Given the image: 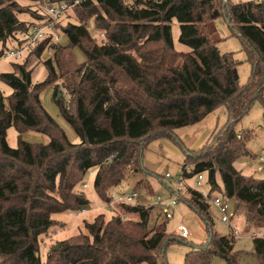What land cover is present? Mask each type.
Returning a JSON list of instances; mask_svg holds the SVG:
<instances>
[{
  "label": "trees",
  "instance_id": "obj_1",
  "mask_svg": "<svg viewBox=\"0 0 264 264\" xmlns=\"http://www.w3.org/2000/svg\"><path fill=\"white\" fill-rule=\"evenodd\" d=\"M31 1L36 6L37 0ZM20 13L29 19H19ZM44 19L31 5L0 0V55L20 46L21 32ZM173 19L179 23L178 41L189 51L175 49ZM219 20L250 55L252 73L245 85H239L233 53H220L216 46ZM58 29L65 45L47 37L10 62L11 71L0 73L11 88L8 96L0 90V264H164L159 255L165 246L185 238L167 232L168 219L158 221L159 209L151 223L153 205H122L125 214L139 218L97 214L84 221L86 233L56 241L59 247L48 248L45 259L41 248L52 214L89 206L76 188L87 172L95 171L93 190L106 201L130 173L143 170L147 142L173 137V130L200 123L220 105L227 107L226 123L210 142L187 150L181 173L184 180L203 174L206 191L232 201V217L243 218L245 231H264V177L246 175L234 165L252 136L234 124L254 100L264 103V0H84L64 14ZM75 47L83 62H76ZM39 63L46 74L35 83ZM50 84L78 143L42 106L39 94ZM11 126L18 132L14 148L6 141ZM27 130L46 134L49 141H24L20 134ZM179 202L201 217L207 234L205 243L185 253L183 264H210L214 256L224 264H242L243 255L264 264V236L250 235L251 249H236L239 236L213 229V207L196 188L187 184Z\"/></svg>",
  "mask_w": 264,
  "mask_h": 264
},
{
  "label": "rangeland",
  "instance_id": "obj_2",
  "mask_svg": "<svg viewBox=\"0 0 264 264\" xmlns=\"http://www.w3.org/2000/svg\"><path fill=\"white\" fill-rule=\"evenodd\" d=\"M251 0H230V2H246ZM259 1V0H258ZM21 4L31 5L32 9H36L35 4L31 0H18ZM21 20H28L29 16L26 13H20L18 15ZM171 34L174 43V47L177 51H189V47L181 44L178 41L179 36V23L175 19L171 21ZM219 29L215 34L217 40L216 46L220 53H233L234 57L238 61L237 71L239 77V85H245L251 78L252 65L253 63L249 59V53L243 45L242 40L231 34V30L228 24L224 20L218 21ZM100 37V36H99ZM98 39V36H97ZM61 44H66V39L62 36ZM7 46H12L10 41L7 42ZM50 54L46 52L44 57ZM73 56L76 62L80 63L85 60L84 54L78 49L73 48ZM9 60H0V73L9 72L12 70ZM17 62V61H13ZM46 74L45 66L39 63L33 70L32 81L40 82L44 79ZM55 84H50L45 86L39 94L42 106L51 115V117L59 124V126L65 132L67 138L73 142L78 143L80 138L75 133L71 125L62 117L59 109L54 101V86ZM0 90L5 96L11 93V88L0 79ZM63 98L66 100L67 96L65 93L62 94ZM264 100V92H263ZM228 119L227 107L225 105H220L212 113L207 115L203 121L189 126L179 127L173 130V137H163L155 138L147 142L143 148L142 153V164L144 166L143 170L138 172L130 173L129 178L125 181L124 186L133 188L135 183L141 180L139 187L136 189L141 197L147 194H160L163 197L169 195L168 190L164 187L163 183L169 186L173 184L168 181L165 177L166 173L171 174L173 177L180 174L182 165L184 163V158L186 156L187 150H195L202 147L207 142L212 139V134L216 132L223 124L226 123ZM235 130H249L252 131V136L246 142L247 153L239 157L234 165L237 169H240L246 175H253L255 177H264V165L259 162L256 158L261 156L264 159V103L260 99L254 100L248 111L234 124ZM20 138L27 142H41L47 143L49 137L46 134L34 130H27L20 134ZM18 140V132L11 126L6 131V141L10 147H16ZM214 144L211 143L209 148H212ZM189 166H186L188 169ZM95 171L92 169L87 172L83 178V182L76 186L77 189L82 190L87 196L90 204L88 210L83 213L77 212H61L52 214L53 225L49 229L48 236L44 237V245L41 248V258H46V251L51 248L56 241L66 239L72 235L78 233H86L87 230L84 225V221H92L97 214L103 213L105 218L108 219L111 214L106 208H100L96 210V204L102 205L105 201H100L93 190V179ZM186 185L193 186V179L188 178L184 180ZM86 183V186L83 184ZM219 183L220 179H219ZM185 185V186H186ZM124 186H120L123 188ZM194 187V186H193ZM205 188V187H204ZM206 190V189H205ZM148 201L145 199L142 203L146 204ZM229 205H232V201H228ZM182 202H179L174 209V215L172 218L166 221V229L168 233L178 234L177 225L183 223L186 225L190 232V236L185 238V240L175 241L168 243L163 253L159 255V262L164 264H183V259L185 253L192 247L196 245L203 244L207 241V234L205 232V225L203 220L195 212L191 211L186 207H183ZM179 208L184 209L181 214L179 213ZM232 208V207H231ZM159 208L154 206L150 212L151 223L155 221L156 212ZM160 211V210H159ZM161 213V211H160ZM214 217L213 229L221 234L227 235L232 231V228L220 221L216 210L212 211ZM123 215L124 219L127 216L133 218H139L137 214H125L121 206H118V214ZM165 217L163 214L160 215L158 221L163 220ZM231 225L239 232L240 236L236 240V249H251V230L245 231V223L241 216H234L230 220ZM154 224V223H153ZM252 236V235H251ZM180 240V239H179ZM210 264H224L223 260L218 256H214ZM242 264H256L254 259L249 255H243Z\"/></svg>",
  "mask_w": 264,
  "mask_h": 264
},
{
  "label": "built area",
  "instance_id": "obj_3",
  "mask_svg": "<svg viewBox=\"0 0 264 264\" xmlns=\"http://www.w3.org/2000/svg\"><path fill=\"white\" fill-rule=\"evenodd\" d=\"M84 0H72L70 2L59 1L52 2L50 0H37L36 9L43 14L44 20L41 22H36L30 25L27 29L23 30L20 34L22 44L17 47H12L6 50L0 55V60H9V61H18L21 60L26 53L32 50L40 41L44 40L47 37L52 39V42L61 44L62 35L58 29V24L64 14L74 5L79 4ZM259 162H262L264 165V159L259 156L256 158ZM165 177L173 185L168 196L163 197L160 194H145L141 197L140 193L134 189L129 188L127 191L121 190H111L108 195V199L103 202L102 205H99L100 208H106L111 214H118V206L121 205H144L142 203L145 199L148 201L146 204L157 206L161 213L166 219L173 217L174 209L178 205V198L180 194L184 191L186 183L184 182V177L182 173L173 177L171 174L166 173ZM87 184L84 183L83 186ZM193 186L196 188L203 199L210 202L221 222L228 224L235 236H240L239 232L231 225L230 220L232 219V210L227 200H225L221 195L218 194H209L203 184V174L199 173L193 180ZM98 206V205H97ZM96 206V209H97ZM88 207L81 208L78 213L85 212ZM99 208V209H100ZM72 213V212H71ZM123 218V215H119ZM177 233L182 238H188L190 232L185 224L179 223L177 225ZM251 235L257 237H263L264 231L254 230Z\"/></svg>",
  "mask_w": 264,
  "mask_h": 264
},
{
  "label": "crops",
  "instance_id": "obj_4",
  "mask_svg": "<svg viewBox=\"0 0 264 264\" xmlns=\"http://www.w3.org/2000/svg\"><path fill=\"white\" fill-rule=\"evenodd\" d=\"M163 185H164V187H165L166 183H163ZM165 188H166V187H165ZM128 189H129V187H127V186L125 187V186H124L123 188L119 187L117 190H118V191H121V190L127 191ZM166 190H168L167 192H169V189H166ZM96 205H98V204H96ZM183 207H185L184 209H186V206H185V205H183ZM99 208H100V206L98 205V206H97V209H96V208H95V209L98 210ZM184 209L181 208V210H180V208H179V210H180L179 213L181 214V212H183ZM86 211H87V210H86ZM86 211H85V212H86Z\"/></svg>",
  "mask_w": 264,
  "mask_h": 264
},
{
  "label": "water",
  "instance_id": "obj_5",
  "mask_svg": "<svg viewBox=\"0 0 264 264\" xmlns=\"http://www.w3.org/2000/svg\"><path fill=\"white\" fill-rule=\"evenodd\" d=\"M59 95H60V93L58 92V96H59ZM58 247H59L58 244H55L54 246L51 247V249H52V250H55V249H57ZM162 251H163V250H162Z\"/></svg>",
  "mask_w": 264,
  "mask_h": 264
}]
</instances>
